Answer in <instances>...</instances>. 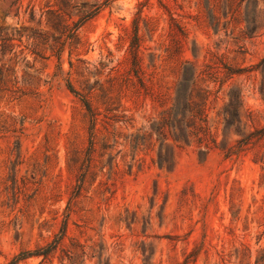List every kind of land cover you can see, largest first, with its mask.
Returning <instances> with one entry per match:
<instances>
[{"label": "rangeland", "instance_id": "rangeland-1", "mask_svg": "<svg viewBox=\"0 0 264 264\" xmlns=\"http://www.w3.org/2000/svg\"><path fill=\"white\" fill-rule=\"evenodd\" d=\"M57 1L0 0L12 59L0 93V264H222V254L238 264L264 225V0H112L71 48L46 22ZM134 21L147 96L131 71ZM184 67L202 87L222 84L206 111L214 142L132 151L123 138L159 116ZM14 83L23 95L12 100ZM76 93L98 114L93 139ZM111 109L119 121L105 132Z\"/></svg>", "mask_w": 264, "mask_h": 264}, {"label": "trees", "instance_id": "trees-1", "mask_svg": "<svg viewBox=\"0 0 264 264\" xmlns=\"http://www.w3.org/2000/svg\"><path fill=\"white\" fill-rule=\"evenodd\" d=\"M80 1L84 2L80 3ZM111 3L112 0H58V8L56 10H47L44 15L47 16L46 22H50L52 25L56 23L57 31H60L65 36L62 48H64L66 43H68V47L71 48L73 45V41L71 40H74L77 29L92 18L96 17L102 10L110 7ZM71 5H73L72 8L77 10L78 19L76 22L72 21L71 23H68L71 17L66 11L69 10ZM140 12L141 8L138 9V13ZM29 19L30 21H34V15L32 12L29 13ZM121 40L122 37L118 35L117 42L119 43ZM3 42L5 43L0 47V63L3 64L0 67V93L4 91L2 88L6 85L2 68L7 61L10 62L12 60H6V54L4 51L7 39H4ZM118 43L115 45L117 46ZM140 44L141 39L139 36L138 22L134 21L132 25V35L128 45V52L132 56L131 71L134 73L133 75L137 79L138 85L142 89V93L147 96L148 89L138 76L139 69L137 64V52L139 51ZM103 45L107 51V58L112 56V52L105 46V42H103ZM14 58L16 59V57ZM124 61L125 58L118 60L117 65L122 64ZM15 63H24V66L27 69H31V67L27 66L28 63H25V59L19 61L16 60ZM98 64L101 69L105 67L102 62H99ZM70 67H72V63H70ZM114 69L115 67H112L110 72ZM228 75L232 76L233 73L230 72ZM234 75H238V73ZM115 80L116 77L109 78L108 80V82H112V87H110L111 90H117L119 93L123 94L124 92L122 90L116 88L114 83ZM123 81L125 86L121 87L127 88L126 84L132 82V75L128 73ZM202 82V85H205V87L199 85V75L196 74V71L193 68L184 67L179 75L178 82L173 88L172 96L169 98L166 97L168 105L161 110L158 117L153 119L149 118V125L145 131L140 133L141 130H137L135 134L124 137V143L128 144L132 151L136 152L141 147L152 150L155 144L159 142H162V146L164 142H171L170 144L165 145L167 148L165 151L173 150V146L180 143L188 145L191 141H195L200 147L206 148L210 143L209 141L214 142L211 140L207 128L206 111L211 102L219 99L218 95L221 91L222 84L219 85L216 91H211L208 89V82L203 79ZM67 87L71 93H75L69 83ZM7 91L10 93V98L12 100L19 98V93L23 95L22 90L17 88L16 83L12 84L10 90ZM135 93V98L138 99L141 91L135 88ZM76 95L81 97L83 106L89 115L91 122V137L93 139L94 132L96 131L95 125L98 119V114H96L95 110L90 106L89 101L85 97L77 93ZM158 96L159 95H157V97ZM161 99L163 98H157V101ZM111 111L112 109L106 110V115L103 116L102 127L105 132L108 131L109 127H112L119 121L115 115L111 114ZM124 123L126 124L127 122ZM262 133H264V129ZM92 139L91 147L93 144ZM163 161L164 155L160 152L158 156V165L161 168L164 167ZM261 227V230L255 235L256 248L253 252L246 244H241L239 249H237L238 264H264V243L261 244V242L264 241V225ZM252 257L253 261L251 262L250 259ZM220 260L222 264H226L228 261L224 254L220 255Z\"/></svg>", "mask_w": 264, "mask_h": 264}]
</instances>
